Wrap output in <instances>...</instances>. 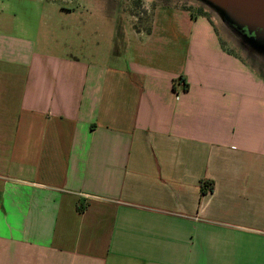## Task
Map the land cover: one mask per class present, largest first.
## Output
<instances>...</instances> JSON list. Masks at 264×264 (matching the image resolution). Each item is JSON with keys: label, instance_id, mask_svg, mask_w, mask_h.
Returning a JSON list of instances; mask_svg holds the SVG:
<instances>
[{"label": "crops", "instance_id": "0c3cea01", "mask_svg": "<svg viewBox=\"0 0 264 264\" xmlns=\"http://www.w3.org/2000/svg\"><path fill=\"white\" fill-rule=\"evenodd\" d=\"M129 19L105 66L0 32V264H264L263 76L205 16Z\"/></svg>", "mask_w": 264, "mask_h": 264}, {"label": "rangeland", "instance_id": "374dc122", "mask_svg": "<svg viewBox=\"0 0 264 264\" xmlns=\"http://www.w3.org/2000/svg\"><path fill=\"white\" fill-rule=\"evenodd\" d=\"M159 5L188 11L192 18L205 16L220 43L242 57L264 79V63L249 56L248 43L237 27L198 0H0V32L27 33L38 50L72 54L91 64L105 66L109 57L123 50L128 40L125 27L129 18L137 27L148 29ZM200 11L206 15L199 14ZM158 62L167 68V73L174 68L171 64L164 65L162 58Z\"/></svg>", "mask_w": 264, "mask_h": 264}, {"label": "water", "instance_id": "95a60500", "mask_svg": "<svg viewBox=\"0 0 264 264\" xmlns=\"http://www.w3.org/2000/svg\"><path fill=\"white\" fill-rule=\"evenodd\" d=\"M202 1L238 28L255 30L264 26V0H198Z\"/></svg>", "mask_w": 264, "mask_h": 264}, {"label": "flooded vegetation", "instance_id": "af4514ba", "mask_svg": "<svg viewBox=\"0 0 264 264\" xmlns=\"http://www.w3.org/2000/svg\"><path fill=\"white\" fill-rule=\"evenodd\" d=\"M237 32L245 39L249 56L264 63V26L249 30L248 28H238ZM244 48L245 45L243 44Z\"/></svg>", "mask_w": 264, "mask_h": 264}, {"label": "trees", "instance_id": "16d2710c", "mask_svg": "<svg viewBox=\"0 0 264 264\" xmlns=\"http://www.w3.org/2000/svg\"><path fill=\"white\" fill-rule=\"evenodd\" d=\"M199 14L206 15V13H205L204 11H200ZM193 16H196V15L193 14ZM135 28H138V27L135 26ZM177 83H184V87H185V88H188V84H186V81L184 80L183 75H181V76H180L178 79H176V81L174 82V87H175V88H176ZM201 190H202V192H204V188H203V186H201ZM79 209L82 210V207H79Z\"/></svg>", "mask_w": 264, "mask_h": 264}]
</instances>
